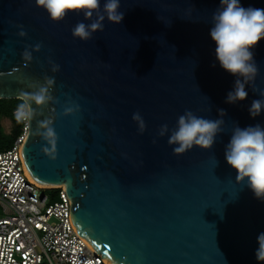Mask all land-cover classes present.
Segmentation results:
<instances>
[{
  "label": "water",
  "instance_id": "water-1",
  "mask_svg": "<svg viewBox=\"0 0 264 264\" xmlns=\"http://www.w3.org/2000/svg\"><path fill=\"white\" fill-rule=\"evenodd\" d=\"M120 3L121 23L105 18L103 31L81 41L73 27L99 13L90 20L68 13L57 23L36 0H0V99H20L30 83L55 79L57 102L32 105L42 114L28 121L21 149L29 176L65 187L73 228L109 264H264L255 256L264 199L247 180L236 182L225 159L235 125L264 127V112L252 118L248 111L264 98V39L252 49L259 71L247 99L228 104L236 78L220 67L209 35L220 0ZM240 3L264 9V0ZM74 104L79 111L63 115ZM220 109L225 123L211 149L173 153L168 138L180 115L218 119ZM137 112L143 132L132 119ZM46 118L58 136L55 160L35 134Z\"/></svg>",
  "mask_w": 264,
  "mask_h": 264
},
{
  "label": "clouds",
  "instance_id": "clouds-1",
  "mask_svg": "<svg viewBox=\"0 0 264 264\" xmlns=\"http://www.w3.org/2000/svg\"><path fill=\"white\" fill-rule=\"evenodd\" d=\"M37 7L47 11L51 21L61 22L68 13H83L85 19H91L93 14L99 13L90 24L78 22L72 29V36L81 41H88L93 33L103 31L105 18L110 23L119 24L124 18L120 11V0H104L101 14V0H36ZM20 36L26 33L21 31ZM209 35L215 43V56L220 67L236 79L234 87L227 93L225 102L235 104L247 99L246 85L253 81L259 71L254 59V49L264 39V9L243 7L240 0H220V7L212 15V27ZM40 44L34 50L39 51ZM24 60H32V53L27 49L22 53ZM52 64L53 73L59 71V65ZM55 85L53 77H44V82H32L28 85L31 91H21V103L16 109L18 121H31L41 112H37L32 105L47 106L49 102L57 101L51 94ZM255 91V89H253ZM264 97V93H261ZM79 111V105L66 106L63 115H72ZM218 119H207L187 110L177 119L175 128L171 131L168 144L174 145L173 153L181 154L191 150L194 146L209 150L216 142V137L223 131L225 111L218 110ZM252 118L264 112V98L254 99L248 109ZM132 119L139 124V131L145 129V122L139 112L134 113ZM54 120L46 118L37 122L36 135L44 140L48 147L42 150L52 160L56 159L58 136L53 127ZM168 125H162L159 135L168 132ZM155 143V140L153 141ZM225 159L233 168L236 182L247 180V186L257 199H264V127L260 124L241 128H232L230 140L225 147ZM258 248L255 256L258 262H264V232L257 236Z\"/></svg>",
  "mask_w": 264,
  "mask_h": 264
},
{
  "label": "built area",
  "instance_id": "built-area-1",
  "mask_svg": "<svg viewBox=\"0 0 264 264\" xmlns=\"http://www.w3.org/2000/svg\"><path fill=\"white\" fill-rule=\"evenodd\" d=\"M20 122L0 151V264H108L73 228L65 189L54 194L30 178L21 155L28 121Z\"/></svg>",
  "mask_w": 264,
  "mask_h": 264
},
{
  "label": "trees",
  "instance_id": "trees-1",
  "mask_svg": "<svg viewBox=\"0 0 264 264\" xmlns=\"http://www.w3.org/2000/svg\"><path fill=\"white\" fill-rule=\"evenodd\" d=\"M21 102L22 101L20 99H7V100L0 99V125H1V120L3 118H7L11 120L16 127L14 134L9 135V139L5 143L0 144V151H5L9 149L13 144L16 136L20 133L22 125L21 122L17 120L14 112L16 111L18 105ZM58 191L59 189H55L53 193L55 194Z\"/></svg>",
  "mask_w": 264,
  "mask_h": 264
},
{
  "label": "rangeland",
  "instance_id": "rangeland-1",
  "mask_svg": "<svg viewBox=\"0 0 264 264\" xmlns=\"http://www.w3.org/2000/svg\"><path fill=\"white\" fill-rule=\"evenodd\" d=\"M15 130V124L11 120L3 118L0 125V144L5 143L9 139V135L14 134Z\"/></svg>",
  "mask_w": 264,
  "mask_h": 264
},
{
  "label": "bare ground",
  "instance_id": "bare-ground-1",
  "mask_svg": "<svg viewBox=\"0 0 264 264\" xmlns=\"http://www.w3.org/2000/svg\"><path fill=\"white\" fill-rule=\"evenodd\" d=\"M31 178V177H30ZM32 179V178H31ZM33 180V179H32ZM34 181V180H33ZM35 182V181H34ZM38 186H40V187H42V188H44V189H56V188H58V187H56V186H47V185H41V184H39V183H37V182H35ZM59 188H65L64 186H60ZM91 247V246H90ZM109 264V263H108Z\"/></svg>",
  "mask_w": 264,
  "mask_h": 264
}]
</instances>
